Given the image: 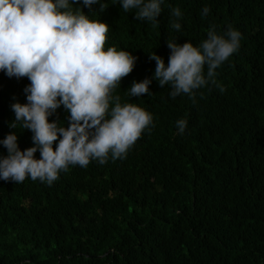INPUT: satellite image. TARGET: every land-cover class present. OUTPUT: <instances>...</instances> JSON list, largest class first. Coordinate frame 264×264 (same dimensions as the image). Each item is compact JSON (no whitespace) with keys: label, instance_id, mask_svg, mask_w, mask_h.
<instances>
[{"label":"trees","instance_id":"trees-1","mask_svg":"<svg viewBox=\"0 0 264 264\" xmlns=\"http://www.w3.org/2000/svg\"><path fill=\"white\" fill-rule=\"evenodd\" d=\"M102 3L83 11L109 24L104 47L137 56L113 95L149 110L153 123L123 159L69 165L51 185L0 179V264H264V0H164L156 22ZM209 25L242 33L216 69L223 91L209 84L172 97L153 79L150 95H128L133 80L152 77L151 52L167 63L168 39L199 44ZM29 83L0 70V139L17 131L21 150L32 132L9 127L10 105L26 102ZM68 115L61 105L49 120L67 126Z\"/></svg>","mask_w":264,"mask_h":264},{"label":"clouds","instance_id":"clouds-1","mask_svg":"<svg viewBox=\"0 0 264 264\" xmlns=\"http://www.w3.org/2000/svg\"><path fill=\"white\" fill-rule=\"evenodd\" d=\"M102 0H0V70L9 76L27 77L26 102L10 107L14 119L9 127L32 132L33 145L23 150L18 133L0 139L7 155H0V179L22 182L25 177L51 185L69 165L87 166L90 160L103 164L109 157L123 159L141 133L153 123V114L136 103H121L113 95L121 78L130 73L137 56L131 51L104 47L109 24L92 19L83 11ZM124 11L136 9L137 19L156 22L164 0H118ZM205 5L201 15L206 16ZM171 14L181 17L179 7ZM179 30V20L172 23ZM242 33L228 25L218 31L209 25L206 38L194 45L168 39L167 63L156 52L152 77L133 80L125 90L131 97L151 94L153 79L170 86L175 97L212 84L219 68L240 46ZM69 113L67 126L49 120L57 108ZM176 129L183 133L187 121L179 118ZM54 142L55 147H54ZM39 151L37 158L35 153Z\"/></svg>","mask_w":264,"mask_h":264}]
</instances>
